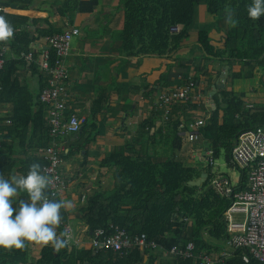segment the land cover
I'll return each mask as SVG.
<instances>
[{
  "label": "trees",
  "instance_id": "16d2710c",
  "mask_svg": "<svg viewBox=\"0 0 264 264\" xmlns=\"http://www.w3.org/2000/svg\"><path fill=\"white\" fill-rule=\"evenodd\" d=\"M32 3L33 0H1V7ZM98 3L63 0L59 12L64 17L76 12L90 15ZM200 6L205 7L202 23H198ZM122 10L121 50L125 58L166 57L184 50L188 43L201 53L200 61L260 68L264 82V0H123ZM26 24L27 19L0 11V34L5 35L0 38V48L8 46L17 57L5 59L0 68V110L8 107L0 114V264H195L192 259L167 254L173 247L185 249L189 243H193L195 254H219L223 249L218 243H228L230 237L224 214L231 202L212 183L216 173L209 162L224 152L227 165L245 172L241 188L234 187V191L247 189L251 168L234 164L232 151L239 133L264 128V114L250 115L241 98L223 90L222 102L214 98L215 110L198 129L199 141L206 143L209 153L204 156L208 165L199 168L175 156L176 150L183 148L180 134L185 130L181 128L185 113L197 112L199 107L176 104L169 121L164 122L171 138V156L158 160V151L136 152L128 144L103 161L105 167L116 169L115 185L108 192L87 197L81 207L80 219L88 227L85 237L90 241L79 248L66 241L63 234L69 222L68 212L61 195L51 196L43 173L47 161L39 153L51 144L49 106L41 103L49 76L43 79L45 84L38 93L18 77L21 68L37 71L35 62L41 56V50L35 51V39L23 29ZM214 33L219 35L218 40ZM54 34L57 33L52 29L42 31V36ZM30 51H34L35 61L28 67L29 62L20 56ZM56 59L52 50V66ZM240 74L234 78H240ZM198 80L197 75L192 78L193 82ZM64 85L67 89L68 81ZM65 101L63 122H68L73 116L67 117ZM88 125L87 121L83 133ZM84 147L75 150L79 153ZM75 154L69 149L61 156L64 161ZM202 171L207 173L205 181L199 186L190 185L189 181L198 179ZM59 173L62 176L61 169ZM63 180L66 189V179ZM112 227L130 234L144 233L159 248H136L128 254L107 248L96 250L92 245L95 232L103 229L110 235ZM246 254L236 250L230 258L215 264H247L243 260ZM248 264L260 263L251 258Z\"/></svg>",
  "mask_w": 264,
  "mask_h": 264
},
{
  "label": "crops",
  "instance_id": "0c3cea01",
  "mask_svg": "<svg viewBox=\"0 0 264 264\" xmlns=\"http://www.w3.org/2000/svg\"><path fill=\"white\" fill-rule=\"evenodd\" d=\"M98 1L93 14L76 12L70 13L68 17L62 16L59 12L63 0H33L31 5L2 7L4 14L27 19L23 29L35 39V45L33 44L35 51L47 48L48 37L42 36L44 30L52 29L55 33L62 34L76 27L81 32L79 36L73 38L69 54L65 59L69 76L66 115L85 118L89 128H86L84 133L71 135L69 139L65 137L60 141L66 154L69 149L76 153L64 159L61 165L62 176L67 183L61 198L69 216L67 224L75 230L73 233L80 242L79 248L90 241L85 237L88 228L80 219L81 207L87 197L95 192H108L115 185L116 169L105 167L103 161L128 144L133 145L134 148L131 149L136 152L143 150L152 154L158 151V160H162L166 155L171 156V138L164 127L163 112L158 109L161 94L180 89L187 80L192 81L196 75L199 77L195 82L198 99L193 103L199 108L197 112L185 113L181 126L185 130L180 134L183 148L176 150L175 153L178 160H186L187 164L194 161V149L202 163L206 160L204 158L206 143L202 144L200 139L189 143L185 137L189 134L188 126L195 121L207 120L210 117L215 110L214 98L222 102L223 90L233 92L236 97L241 98L246 103V112L250 115L264 114V82L260 68L254 65L245 67L243 63L235 62L225 64L218 60L200 61L198 59L201 53L188 43L184 50L166 57L125 58L121 50L123 0ZM199 18L202 23L204 21L202 12ZM4 37V34H0L1 39ZM213 37L219 39L217 33H214ZM0 49L4 52V59L17 58L8 46H1ZM40 59L39 54L35 62L37 71L21 68L18 75L20 80L36 93L40 86L45 84L43 79L46 77L38 64ZM226 67H228V77L225 87L214 93L212 87L221 81L219 77L226 71ZM199 70L204 71L199 74ZM239 73L241 77L234 78V75ZM211 93L214 95L209 97ZM7 109L8 107L5 106L0 110V114ZM152 121L155 125H148ZM150 129L151 132L148 134ZM82 145H85L84 150L76 152L75 149ZM126 152L128 153V150ZM212 170L214 171V167ZM244 175L245 172L239 169L238 180L235 183L228 174L216 175L215 178L228 179L233 188H241L240 182ZM236 218L243 219L242 216ZM218 246L223 250L230 249L229 244L222 241Z\"/></svg>",
  "mask_w": 264,
  "mask_h": 264
},
{
  "label": "built area",
  "instance_id": "2783aa9c",
  "mask_svg": "<svg viewBox=\"0 0 264 264\" xmlns=\"http://www.w3.org/2000/svg\"><path fill=\"white\" fill-rule=\"evenodd\" d=\"M0 11H2L0 0ZM174 30H179L175 28ZM81 34L80 29L72 27L62 34H55L46 38L47 48L41 49L39 67L46 75L47 87L42 91L41 103L49 106V137L50 146L41 149L39 153L44 155L47 164L43 168L44 178L50 189L51 196H59L65 191V181L59 169L63 163L62 154L65 148L61 145V139L82 132L86 123L85 118L71 117L68 122H63L66 112L67 89L64 85L68 81V73L65 67L71 42L74 37ZM56 52L57 59L54 66L51 64V51ZM20 58L31 63L35 61L34 51L21 54ZM4 52L0 49V68L4 65ZM197 84L187 80L180 89L165 92L160 95L158 109L163 112L165 122L171 117V109L176 104H193L198 98L196 95ZM204 125V120L191 123L189 134L186 139L189 143L200 139L198 129ZM206 156L209 154L205 153ZM233 163L242 168H251L249 173V187L244 191L235 192L230 181L225 178H214L212 183L221 189L228 197L231 205L224 214L230 234L228 244L230 249H224L216 255H198L194 253L193 243H189L185 249L173 247L167 254L177 259L189 260L195 264H215L230 258L233 251L244 250L248 252L243 256L245 263H250L251 258L264 264V128L258 127L242 131L232 151ZM212 164V162H209ZM85 201V198L83 199ZM47 200L44 201V205ZM242 216V220H237ZM67 231L66 241L75 243L78 247L80 242L75 238L70 225H64ZM113 233L108 235L105 230L95 232L92 245L95 249L107 248L115 253L128 254L134 249L141 251L147 249L157 250L159 247L153 241H148L146 234H130L120 227H112Z\"/></svg>",
  "mask_w": 264,
  "mask_h": 264
},
{
  "label": "rangeland",
  "instance_id": "374dc122",
  "mask_svg": "<svg viewBox=\"0 0 264 264\" xmlns=\"http://www.w3.org/2000/svg\"><path fill=\"white\" fill-rule=\"evenodd\" d=\"M204 8H205L204 6H200L198 8V15L201 12L203 14L205 13ZM198 23H201V22L198 20ZM208 29H211V28H208ZM210 32L212 33V31H210ZM187 146H188V144H187ZM193 153L195 155L194 161L193 162H189V164H187L186 160H183L185 162V164L190 165L192 167H199V168H202V166L208 165V161H207L208 159L204 160L205 162L202 163L201 160L199 159V157L197 156L198 153H196V150L195 149L193 150ZM213 165H214L213 166L214 167V171H215V173H216L217 176H224V175H227L228 174V176L230 177V179H231V181L233 183H235L238 180L239 168L236 167V166H233L232 167V166L227 165L226 158H225V153L224 152L222 153V156L219 157V159L214 160ZM218 191L221 192V189L218 188ZM73 231L75 232L74 229H73ZM63 234L64 235H67V231H65L64 227H63Z\"/></svg>",
  "mask_w": 264,
  "mask_h": 264
},
{
  "label": "water",
  "instance_id": "95a60500",
  "mask_svg": "<svg viewBox=\"0 0 264 264\" xmlns=\"http://www.w3.org/2000/svg\"><path fill=\"white\" fill-rule=\"evenodd\" d=\"M228 77V67H226V71L223 72V74L221 75V77H219V79H221V81L217 82L213 87H212V91L215 93L218 90H223L225 87V82L226 79ZM214 94L211 93L209 97H212ZM208 151V147L206 146V144L204 145V154ZM207 177V173L205 171H202L200 173V176L198 179L195 180H190L189 184L193 185V186H199L202 182L205 181ZM97 250V249H96Z\"/></svg>",
  "mask_w": 264,
  "mask_h": 264
}]
</instances>
